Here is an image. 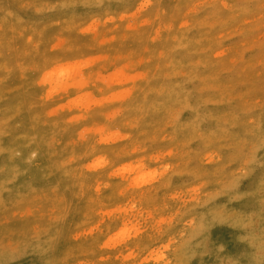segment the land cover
Returning a JSON list of instances; mask_svg holds the SVG:
<instances>
[{
    "label": "rangeland",
    "instance_id": "rangeland-1",
    "mask_svg": "<svg viewBox=\"0 0 264 264\" xmlns=\"http://www.w3.org/2000/svg\"><path fill=\"white\" fill-rule=\"evenodd\" d=\"M0 264H264V0H0Z\"/></svg>",
    "mask_w": 264,
    "mask_h": 264
},
{
    "label": "bare ground",
    "instance_id": "bare-ground-1",
    "mask_svg": "<svg viewBox=\"0 0 264 264\" xmlns=\"http://www.w3.org/2000/svg\"><path fill=\"white\" fill-rule=\"evenodd\" d=\"M125 183H126V181H125ZM127 183H128V182H127ZM127 189H128V187H127ZM119 191H120V190H119ZM119 191H118V192H119Z\"/></svg>",
    "mask_w": 264,
    "mask_h": 264
}]
</instances>
